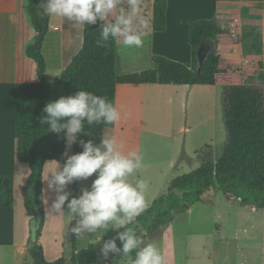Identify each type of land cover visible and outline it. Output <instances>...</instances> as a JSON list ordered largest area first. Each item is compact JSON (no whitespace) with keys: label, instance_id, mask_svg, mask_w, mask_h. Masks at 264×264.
I'll list each match as a JSON object with an SVG mask.
<instances>
[{"label":"trees","instance_id":"16d2710c","mask_svg":"<svg viewBox=\"0 0 264 264\" xmlns=\"http://www.w3.org/2000/svg\"><path fill=\"white\" fill-rule=\"evenodd\" d=\"M41 0H27L26 11L35 31L34 42L26 48V55L36 66V82L20 83L14 90L13 136L15 159L26 164L30 170L27 185L23 189V207L31 223H37L34 232L39 239L44 220L42 200V170L45 162L64 161L66 150L63 133L46 131L39 118L49 101L60 96L72 95L83 88L97 95L106 96L115 104L118 85H206L224 87L221 108L226 142L221 156L213 163L201 160L199 167L175 178L160 196L156 197L145 211L136 218L134 227L138 234L147 237L167 227L174 219L186 213L210 190L219 191L227 203H237L246 210L261 211L264 215V89L260 49L254 50L257 58L247 66L249 85H244L240 76L230 66L221 63L220 43L228 39L230 32L220 27L217 19L192 22L188 29V44L192 52V66L163 57H152V68L127 75H117L116 42L102 48L96 44L101 23L83 28L82 46L60 77L53 82L45 81V61L41 53L48 31V16L41 15ZM166 0H153L151 28L155 32L165 30ZM204 43L211 51L196 73V51ZM257 83V84H256ZM113 125H94L92 138L99 141L106 129ZM87 140L89 137L82 136ZM82 151L78 144L71 147V155ZM71 193L78 195V181L71 184ZM13 202L12 178L0 176V209H11ZM69 237L72 254L69 260L59 258L48 263L37 243L28 248L32 264H97L96 246L88 245L77 251V238ZM115 235V234H114ZM113 235V236H114ZM112 236V237H113ZM118 247L120 242L117 241ZM114 254H110L109 257ZM108 257V258H109ZM107 258V259H108ZM102 257L103 261H107Z\"/></svg>","mask_w":264,"mask_h":264},{"label":"crops","instance_id":"0c3cea01","mask_svg":"<svg viewBox=\"0 0 264 264\" xmlns=\"http://www.w3.org/2000/svg\"><path fill=\"white\" fill-rule=\"evenodd\" d=\"M44 1L41 0V4ZM152 4L153 0H142L141 4L142 16L145 20L143 26L146 33L145 48L125 49L119 42H116L115 71L117 75L151 69L153 56L163 57L191 68L192 52L188 44L189 25L198 20L217 19L220 27L226 28L230 32L228 39L220 43L221 63L230 66L239 75L238 69L248 62V56L254 54L255 49H260L264 79V0H166L165 30L163 32H155L151 28ZM19 9V0H0V176L12 178L13 195L11 209H0V264H27L31 237L30 218L23 207V189L27 185L30 170L26 164L19 163L15 159L13 120L15 86L27 81L29 83L36 82V66H33L30 62L32 60L26 55V48L30 45L29 35H27L29 31L25 20H19ZM100 23L102 24V22ZM82 37L83 29L72 25V22L48 16V31L41 48L46 65L45 81H47L48 71H52L58 77L62 74L81 49ZM45 45L48 56L43 52ZM178 87L182 86L118 85L115 91L114 105L121 117L126 112L129 115L131 107L143 113L156 106L160 101L168 102L172 94L179 93V90H174ZM184 87L188 88L186 99L193 103L194 111L198 106L211 104L210 98L213 99L215 94L219 97L221 104L223 86L220 91L215 90V86ZM110 129L115 132L116 124ZM154 129L156 130L154 132L159 134L158 131L163 130V127L156 125ZM141 130L145 131L143 128ZM114 137L117 139L115 133ZM45 171L46 166L44 165L42 200L44 217L48 219L51 214L46 212V188L43 180ZM80 186L81 181H78V194ZM52 194L54 200L56 194L54 192ZM64 220L65 215L56 216V229H54V223L50 225L54 230L52 246L46 247V243H44L45 221L42 226L37 244L41 246L44 259L48 263L59 258L69 260L72 254L71 251L68 257H64L57 243L58 232L62 230ZM99 251L100 249L96 248L97 264H107V261L100 259ZM30 261L32 264L31 258Z\"/></svg>","mask_w":264,"mask_h":264},{"label":"rangeland","instance_id":"374dc122","mask_svg":"<svg viewBox=\"0 0 264 264\" xmlns=\"http://www.w3.org/2000/svg\"><path fill=\"white\" fill-rule=\"evenodd\" d=\"M19 3V20H25L32 44L35 31L27 15V0H19ZM43 52L48 56L46 45ZM256 58V55L250 54L248 62L238 69L243 84H250L246 68ZM30 62L35 66L33 60ZM47 75V83L58 77L52 71H48ZM174 90H179V93L170 96L171 103L160 101L143 113L131 107L129 115L123 113L116 123L115 132L106 129L103 134L114 137L115 133L122 151L135 150L143 157V167L136 176L148 183V206L165 192L175 178L197 169L201 160L208 159L215 163L221 156V146L226 142L222 108L217 94L213 99L210 98V106L203 104L194 111L193 103L186 99L188 88L182 86ZM215 90L220 91L221 86H215ZM156 125L163 127V130L158 131L159 134L154 132ZM66 151L71 155V148ZM94 178L95 174L87 181H81L79 191L82 187H88ZM45 188L46 212H49L54 196L47 190L46 181ZM66 190L71 192V184ZM44 221V243L46 247L52 246L54 230L50 225L54 223L56 229L55 214L48 216V219L44 217L43 226ZM63 223L57 243L62 255L68 257L71 250L67 214ZM114 234L109 230L97 244L92 240L94 234H90V239H77V250H83L90 244L100 249L103 240ZM146 241L158 246L164 264H264V215L261 211L242 209L237 203L229 204L219 191L210 190L186 213L177 216L167 227L147 237ZM98 255L102 260L100 251ZM27 260V264H31L30 257ZM106 263L127 264V258L114 254Z\"/></svg>","mask_w":264,"mask_h":264},{"label":"clouds","instance_id":"9594fccd","mask_svg":"<svg viewBox=\"0 0 264 264\" xmlns=\"http://www.w3.org/2000/svg\"><path fill=\"white\" fill-rule=\"evenodd\" d=\"M141 4L142 0H45L40 7L42 16L59 17L80 29L102 22L98 47L119 42L125 49H144L146 33ZM120 119V112L106 96L83 88L45 104L40 124H47L46 131L58 138L63 133L66 149L73 144L82 149L72 155L66 151L63 164L59 160L44 164L43 180L47 190L56 194L49 214H67L75 238L90 239V234H94L95 244L109 230L115 232L100 247L104 259L119 254L127 258V264H164L158 246L147 242L133 226L148 206V183L136 176L143 167V157L135 150L122 151L115 137L99 136L97 142L87 130L94 125H115ZM82 136L89 139H81ZM93 174L91 184L82 187L78 195L66 190L68 185L87 181Z\"/></svg>","mask_w":264,"mask_h":264},{"label":"water","instance_id":"95a60500","mask_svg":"<svg viewBox=\"0 0 264 264\" xmlns=\"http://www.w3.org/2000/svg\"><path fill=\"white\" fill-rule=\"evenodd\" d=\"M211 49L206 46L204 43L200 45V47L196 51V73H199L202 69L203 63L206 60L208 54L210 53ZM38 227L37 223H31L30 224V230H31V237H30V246H33L37 243L36 239L34 238V232L36 228Z\"/></svg>","mask_w":264,"mask_h":264}]
</instances>
